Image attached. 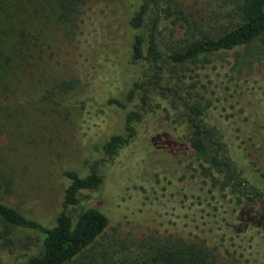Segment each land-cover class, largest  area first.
Masks as SVG:
<instances>
[{
	"label": "rangeland",
	"instance_id": "374dc122",
	"mask_svg": "<svg viewBox=\"0 0 264 264\" xmlns=\"http://www.w3.org/2000/svg\"><path fill=\"white\" fill-rule=\"evenodd\" d=\"M143 1L84 0L74 24L72 14L66 15L54 0H0V198L46 226L54 225L62 209L69 183L66 170L80 176L95 170L103 177L99 195L84 193L79 204L68 207L73 220L90 202L108 207L106 212L119 210L110 234L141 237L164 231L167 225H158L168 216L164 202L178 196L182 184L176 180L180 172L175 165L187 173L189 164L199 167L175 107L184 100H209L211 123L235 157L240 152L252 163L249 170L256 171L264 185L263 48L254 44L251 49L205 57L208 60L199 67L174 65L166 55L192 33L216 26L218 14L230 4L161 0L172 13L159 16L157 41L163 56L133 66L129 18ZM153 17L152 9L141 29L144 34ZM135 80L148 83L160 105L143 111L140 134L109 157L101 149L104 141L124 131L127 111H141V90L126 100ZM108 98L123 101L125 107L107 103ZM139 183L146 186L144 194L136 188ZM192 185L199 187L200 182ZM216 197L226 212L218 215L213 232L182 236L195 241L204 237L216 246V264H264L248 247L249 230L237 234L228 228L242 207L235 205V195ZM27 233L17 230L15 236L24 238ZM30 253L22 247H0V264H24Z\"/></svg>",
	"mask_w": 264,
	"mask_h": 264
},
{
	"label": "trees",
	"instance_id": "16d2710c",
	"mask_svg": "<svg viewBox=\"0 0 264 264\" xmlns=\"http://www.w3.org/2000/svg\"><path fill=\"white\" fill-rule=\"evenodd\" d=\"M54 1L66 15L72 14L71 19L76 24L84 0ZM227 2L230 6L226 12L218 14L216 26L192 33L179 49L166 55L174 65L192 63L199 67L208 60L205 57H220L239 47L251 49L254 44H259L264 50V0ZM160 3L161 0H144L129 18L133 28L129 63L133 66L137 67L146 60L155 62L163 56L157 41L159 16L161 12L172 13ZM152 9L155 10V17L150 20V31L144 34L141 29ZM87 58L85 56L86 61ZM138 89L142 91L141 111H127L124 131L112 134L102 144L103 153L109 157L118 154L121 147L140 134L138 124L144 116L143 111L160 105L161 99L153 95L145 81L135 80L126 100H132ZM208 101L202 97V100H184L175 105L180 109L179 115L185 127L184 140L197 158L199 167L189 164L187 173L174 164L176 171L180 172L176 180L182 181V184L178 196L171 193L176 197L164 202L163 213L168 216L158 224L161 227L167 225L164 231L141 237L110 234V223L118 219L119 216L113 215L119 210L106 212L108 207H99L90 202L85 203L76 220H73L68 207L79 204L84 193L99 195L103 177L95 170L85 176H80L75 170H66L69 183L63 191L62 209L52 226L26 216L0 198V247L8 251L14 250V247L31 251L24 264H216V246L209 245L204 237L195 241L184 238L182 234L213 232L212 225L220 221L218 215L226 212L216 197L219 193L221 197L235 195V205L242 207L239 211L233 209L236 214L228 228H233L237 234L249 230L248 247L264 262V190L260 189L264 185L261 184V176L249 170L252 163L243 154L239 152L238 157L232 154L224 135L219 134V128L211 123ZM107 103L125 107L124 102L116 98H108ZM198 171L200 174H197ZM155 176L158 182L157 174ZM118 177L115 175L114 181ZM164 178L169 182L174 181L168 176ZM196 182H200L199 187L192 185ZM116 187L119 193V185ZM136 188L143 194L146 191L143 183ZM117 193L114 195L116 200ZM258 201L262 202L260 207H256ZM109 203L114 205L111 201ZM17 230L28 233L24 238H19L15 236Z\"/></svg>",
	"mask_w": 264,
	"mask_h": 264
}]
</instances>
